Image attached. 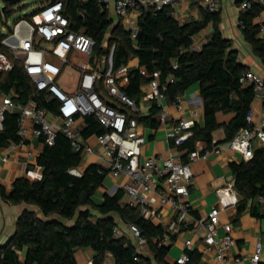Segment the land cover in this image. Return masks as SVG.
<instances>
[{
    "label": "trees",
    "instance_id": "16d2710c",
    "mask_svg": "<svg viewBox=\"0 0 264 264\" xmlns=\"http://www.w3.org/2000/svg\"><path fill=\"white\" fill-rule=\"evenodd\" d=\"M48 1L51 0L44 3ZM61 1L70 29L83 32L94 40V55L108 54L114 46L115 70L125 66L130 57L138 59L137 66L128 67L120 80V90L137 108L143 96L142 86L155 79V71L159 72L158 82L168 103L174 102L192 85L199 84L202 120L194 122L192 135L179 147L182 161H187L188 153L200 140L209 148L217 145L212 136L216 129L223 127L224 140L228 141L246 126V114L254 92L252 87L239 82L245 66L237 61L231 40L222 34L220 9L211 12L200 7V18L180 22L170 6L159 10L142 7L133 36L132 30L122 25L121 18L115 21L99 0ZM261 8L254 3L251 10L241 11L239 26L254 54L264 64V39L258 36V25L253 21ZM37 10L17 20H30ZM3 11L7 13L8 8L4 7ZM210 23L209 40L195 48V37ZM3 37L0 34V50L8 54L14 66L10 71L0 73V92L10 95L18 106L34 101L37 106L54 111L53 103H46L44 95L35 90L22 63L1 43ZM123 108L129 118H135L144 127L157 129L160 125L162 107L156 101H150L146 113L127 106ZM218 113H233V117L228 123L221 124L217 120ZM18 117V109L4 112L0 148L19 143ZM106 131L93 115L84 118L81 127L84 137ZM38 141L41 151L36 162L42 167L38 178L34 181L17 178L9 191L0 187V195L11 204L35 207L41 215L32 208L20 214L14 234L0 245V264H77L75 251L79 248L94 251L92 264H105L107 255L113 258L114 264H203L197 250L188 251L190 258L185 263L168 262V244L159 245V242L164 233L169 234V242L174 241L178 232H168L162 224L143 219L138 206L121 204V189L112 194L100 192L108 175L103 166L91 163L80 175L70 173V169L82 165L83 158L80 152L73 150L64 134H56L52 142L45 136L38 137ZM229 167L239 197L237 216L249 207L252 216L264 217L263 202L260 201L264 200V146L255 147L250 158L232 161ZM97 197H100L99 201ZM117 219L125 225L133 223L138 227L140 237L145 240L141 251L130 239L114 236ZM188 226H182V229Z\"/></svg>",
    "mask_w": 264,
    "mask_h": 264
},
{
    "label": "built area",
    "instance_id": "2783aa9c",
    "mask_svg": "<svg viewBox=\"0 0 264 264\" xmlns=\"http://www.w3.org/2000/svg\"><path fill=\"white\" fill-rule=\"evenodd\" d=\"M180 0H99L114 16L123 18L130 11L140 13L142 7L154 10L165 6H174ZM203 9L216 11L220 9V0H197ZM261 6L253 21L258 25V34L264 39V0H237L240 11L251 10L253 4ZM136 30V29H135ZM132 30V35H135ZM9 53L18 59L30 77L37 92L44 95L46 103H53L54 111L39 107L34 101L16 105L10 98L0 105V128L4 112L19 110L18 144L24 145L29 131L36 137L45 136L52 142L56 134H64L70 141L74 151L80 152L83 160L93 155L96 164L103 166L114 184L106 192L114 193L121 189L123 196L121 204L139 207L143 219L154 224H162L168 232L180 233L190 219L192 205L189 200L190 184L193 178L192 162L199 157L211 153L218 154L220 146L198 149L188 153L187 161H182L180 146L192 135L191 128L194 120L186 117L178 118L166 131L167 151L156 155L145 156L143 146L146 136L139 132L142 125L135 118H129L123 106L136 111L133 100L121 90V77L128 66L113 68L112 54L114 46L108 54L101 57L93 54L94 40L83 32L70 29L69 21L63 13L61 0H51L40 6L30 20L20 19L14 22L12 31L1 39ZM51 44L52 50L42 47ZM71 51L85 56L86 65L68 63ZM51 53L59 65L49 63L46 56ZM105 63L101 75L102 63ZM66 64L78 72V77L71 89H64L58 82L61 69ZM14 66L13 60L0 50V73L10 71ZM154 80L148 83L149 89L142 98L156 101L161 107L160 125L167 121V109L164 107V93L158 82L159 72L153 73ZM101 77L100 87L97 80ZM170 81L173 78L170 77ZM239 82L243 86L253 88V101L246 114V126L238 130L226 143L229 150L237 153L241 159L252 156L257 146H264V78L252 69L245 67ZM261 103L259 115L256 117L254 103ZM173 104L180 111L183 109V97H176ZM93 115L107 130L103 134L93 135L100 151L96 152L92 144L81 133V127L86 116ZM29 123L31 127H29ZM256 141V145H253ZM29 155L31 152L28 153ZM80 167L70 169V173L80 175ZM221 200L231 205H237L238 193L234 181H227L224 187L217 189ZM264 202L263 199H260ZM172 211L168 221L163 219V208ZM220 209L212 205L196 222L203 232L204 252H211L217 264H241L242 258L230 257L234 246L232 225L222 223L219 217ZM132 235L137 239L139 247L145 244L140 237L138 227L131 223L127 229L123 226L114 227V236ZM169 243V234L164 233L159 245ZM193 243L190 239L184 241V251L175 259L177 263L189 261L188 251ZM261 241H257L253 253L249 257L251 263L261 260ZM84 264H92V260Z\"/></svg>",
    "mask_w": 264,
    "mask_h": 264
},
{
    "label": "crops",
    "instance_id": "0c3cea01",
    "mask_svg": "<svg viewBox=\"0 0 264 264\" xmlns=\"http://www.w3.org/2000/svg\"><path fill=\"white\" fill-rule=\"evenodd\" d=\"M220 4V28L224 37L231 40L232 48L237 52V61L243 66L259 73L264 78V64L254 54L252 47L245 40L240 30L241 11L237 8V0H220ZM200 7L201 6L197 0H180L174 6H171V9L174 17L178 21L188 22L190 19L200 18ZM109 14L115 21L118 20V17L114 16V13L111 10L109 11ZM137 16L138 14L135 11H130L127 16L121 18L122 25L126 29L135 30ZM211 31L212 25L210 23L195 37L194 47L199 48L202 43L207 42L210 38ZM258 36L260 37L259 34ZM54 64L59 65L58 63ZM137 64L138 59L136 57H130L126 66L134 67L137 66ZM80 65L87 66V60L81 62ZM64 69L65 68L61 69L59 72L58 82L64 89L69 90L77 79L78 72L71 67L69 72L72 71V73L61 78V75L65 72ZM148 89L149 87L147 84L142 86L143 93ZM182 97L184 105L183 109L180 111L173 102L168 103L164 99V107L167 109V121L165 125H159L157 129H150L143 125L139 127V132L146 136V143L143 146V154L145 156L166 153L168 147L166 131L178 118L186 117L193 119L194 121L202 120L203 106L200 97L199 84L196 83L188 88L182 94ZM9 98L10 95L0 92V105ZM142 101L148 102V109L150 101L143 98L141 102ZM147 109L145 111H147ZM260 109L261 103H254L256 117L259 115ZM140 112L142 113V111ZM232 117L233 113L217 114V120L221 124L228 123ZM29 127H31L30 123ZM212 136L213 143H217V145L214 146H220L221 151L218 154L211 153L205 157L201 156L192 162L193 178L190 184L189 195L192 210L190 213V221L188 223L189 226L178 233L174 241L168 243L166 260L170 263H174L175 259L184 251V241L190 239L193 243L190 250H197L200 253L203 264H217L213 253L203 251V232L197 226L196 222L212 205H215L220 209V221L222 223L230 222L232 225L234 246L230 252V257L242 258L241 264H254L250 262L249 257L253 253L256 242L261 241V260L258 263H264V217L256 218L252 216L249 207L237 216L236 205L226 203L224 200H221L217 194V189L224 187L227 181H234L229 163L232 161H240L242 159L237 153L228 149L226 143L229 140H224L225 133L223 127L216 129ZM87 140L92 144L96 152L100 151V147L96 144L93 135L87 136ZM195 148L205 149L209 147H207L203 140H200L196 143ZM40 151L41 144L31 131H29L24 145L16 143L0 148V187L9 191L14 180L20 177L28 178L30 181L36 180L42 171V167L36 162V158ZM29 152H31L30 155L28 154ZM91 163H96L93 155L86 157V160L82 162L80 169H83ZM113 184L114 180L107 175L106 183L100 189V192L107 191V189ZM96 200L99 201L100 197H97ZM28 208L34 209L38 215H41L35 207H30L26 204H11L6 202L0 195V245H3L11 238L16 230L18 217ZM162 210L164 221H168L172 216V211L167 207H164ZM117 220L119 226H123L126 230L127 225L123 224L119 219ZM128 239H130L132 243L137 242L135 241L137 239L131 234ZM140 248L141 247H139V250L141 251ZM94 254L95 253L91 248L77 249L75 251L77 264H84L87 261L92 260ZM105 264H114V260L110 255L106 256Z\"/></svg>",
    "mask_w": 264,
    "mask_h": 264
},
{
    "label": "rangeland",
    "instance_id": "374dc122",
    "mask_svg": "<svg viewBox=\"0 0 264 264\" xmlns=\"http://www.w3.org/2000/svg\"><path fill=\"white\" fill-rule=\"evenodd\" d=\"M45 1L46 0H15L14 3L12 2L6 3L4 0H0V34L4 36L8 35L11 28L13 27L14 21H16L17 18L19 19V17H22L24 14H29L37 10ZM4 7L8 8L7 13L3 11ZM42 47L46 48L47 50H52L53 46L49 43H46V44H43ZM12 57L16 59L15 56H12ZM46 59L47 61H49V63H52V64L57 63L56 58L51 53H49L46 56ZM83 61H86V57L76 53V51H71L68 55L69 64H72V63L80 64ZM64 68H65L64 69L65 72L61 75V78H63L67 74L69 75V73H72V71L69 72L71 67L68 66V64H66ZM147 106H148V102L142 101L139 105L140 111H142V113L146 112L145 110L147 109ZM253 145L254 146L256 145V141H253ZM85 160L86 159H84L83 161ZM93 213L96 215V212L94 210H93ZM133 244L139 250L138 243L133 242ZM144 252L147 253L146 251Z\"/></svg>",
    "mask_w": 264,
    "mask_h": 264
},
{
    "label": "water",
    "instance_id": "95a60500",
    "mask_svg": "<svg viewBox=\"0 0 264 264\" xmlns=\"http://www.w3.org/2000/svg\"><path fill=\"white\" fill-rule=\"evenodd\" d=\"M15 0H10V2L14 3ZM136 31V30H135ZM104 67H105V63L103 62L102 63V66H101V70H100V74L102 75L103 72H104ZM100 83H101V77L98 78L97 80V87L99 88L100 87ZM251 87V85H249Z\"/></svg>",
    "mask_w": 264,
    "mask_h": 264
}]
</instances>
